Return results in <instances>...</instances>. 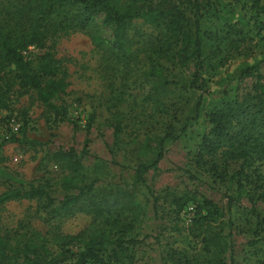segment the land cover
<instances>
[{
	"label": "rangeland",
	"instance_id": "374dc122",
	"mask_svg": "<svg viewBox=\"0 0 264 264\" xmlns=\"http://www.w3.org/2000/svg\"><path fill=\"white\" fill-rule=\"evenodd\" d=\"M199 3L203 14L204 69L200 77L203 88L195 91L177 83L169 85L166 93L157 94L154 81L138 70L147 67L146 55L140 49L148 43L151 34L157 33L141 19L132 21L129 29L138 61L135 69L125 75L128 80L119 78L110 68L114 62L111 55L93 42V31L107 41L113 39L114 27L104 23L103 14L97 15L87 30H72L49 41L48 47L62 60L70 83L67 91L54 99L59 106L67 105L68 117L57 122L48 120L44 115L45 106L34 90L14 92L10 110L0 111V141H5L0 151V194L11 188L28 187L30 183L50 182L53 197L62 198L64 191L55 184L62 176V167L52 155L59 149L71 148L80 153L87 137L90 141L82 162L85 173L98 182L95 193L82 200L72 214L51 222L46 220V212L37 208L36 200H13L0 205L2 233L12 234L24 225L42 232L58 226L60 231L77 233L108 224L114 233L140 240L122 264H164L173 249L185 250L189 256L199 259L200 264H205L208 250L202 236L196 234L207 225L193 227L191 231V215L178 216L174 212V195L187 192L194 196V203L209 199L224 211L218 222L223 234L231 231L232 241L231 248L220 253L226 264L230 261L264 264V200L243 196L230 205L229 195H236L235 184L218 177L208 165L197 163L202 135L208 126L206 114L222 99L241 98L251 91L255 79L244 76L242 70L255 66L264 75V0H199ZM44 51L30 46L25 53L34 57ZM165 66V73L175 81L188 78L194 70L192 62L179 66L165 60ZM124 81L130 95L117 108L124 114V120L123 130L116 139L106 105L111 85L121 87ZM223 89L227 95L220 100L210 94ZM200 98L201 117L192 120L194 103ZM94 112L92 127L87 132ZM13 120L19 126L17 132L10 125ZM167 129L178 136L166 139L164 157L158 168L146 174V183L133 191V197L127 195L132 198L120 195L115 204L113 194L117 189L132 186L136 166L150 155L142 149L146 137L163 134ZM105 201L107 206L103 204ZM95 202L107 220L98 217ZM133 208L139 212L138 220ZM119 220L127 225L121 226ZM229 220L232 228L228 226ZM212 225L214 230L219 229L217 222ZM255 239L262 242L251 244ZM211 247L214 249L213 243ZM104 258L108 259V255Z\"/></svg>",
	"mask_w": 264,
	"mask_h": 264
},
{
	"label": "trees",
	"instance_id": "16d2710c",
	"mask_svg": "<svg viewBox=\"0 0 264 264\" xmlns=\"http://www.w3.org/2000/svg\"><path fill=\"white\" fill-rule=\"evenodd\" d=\"M100 14H103L105 24L114 27L113 39L107 41L96 31L91 32V36L97 48L111 55L114 62L110 68L120 75L117 77L121 80H128L127 74L135 69L138 61L137 53L132 49L129 29L132 21L141 19L157 32H153L155 34H151L148 43L140 49L146 55L147 67L138 69L144 77L154 81V91L157 94L166 93L169 85L177 83L193 91L203 88L200 85L204 69L203 14L200 13L199 0H0V111L10 110L14 92L34 90L37 99L45 106L44 115L48 120L57 122L67 119V105L59 106L54 99L65 93L70 83L62 60L49 49L48 43L72 30H87ZM30 46L46 51L32 57L25 53ZM165 60L179 66L192 62L194 70L188 78L171 80L165 73ZM242 71L244 76L255 79L251 91L241 98L236 96L230 99H222L227 95L226 89L211 91L213 98L222 100L205 116L208 126L197 152L198 164L208 165L209 170H213L218 177L227 179L231 185L235 184L236 195H229L230 205L243 196L264 200V75L255 66ZM114 86L111 85L106 108L110 113L108 121L117 139L123 130L124 120V114L117 108L130 92L125 89L126 81L121 87ZM200 117L201 98L194 103L190 118L197 120ZM94 118L95 112L90 115L87 132ZM176 136L167 129L163 134L146 137L142 149L146 155H150L136 166L132 186L117 189L113 194L115 204L120 195L132 196L139 185L146 183V174L157 169L164 157L166 139ZM11 139L19 140L16 137ZM89 141L87 137L80 153L71 148L59 149L52 155L53 160L62 167V176L55 181L64 191L62 198L53 197L50 182L38 185L30 183L28 187H15L2 192L0 205L13 200H36L37 208L46 212L48 222L72 214L82 200L95 193L98 182L97 178H90L85 173L82 162ZM4 142L0 141V151ZM229 170L233 171L229 173ZM250 183L253 185L248 187ZM193 197L187 192L174 195V212L178 216L184 213L191 215V231L193 227L207 225L201 233L196 234L202 236L208 250L205 264H226L220 253L231 248V231L223 234L221 222H218L225 213L213 201L204 199L201 203H194ZM103 204L107 206L108 203L105 201ZM96 205L95 202V212L98 217H103L105 213L101 215V209ZM189 206H193V209L188 210ZM132 210L135 220H138L139 212L135 208ZM212 222H217L219 229L214 230ZM228 222L232 228V221ZM119 224L127 225L120 220ZM58 228L42 232L24 225L12 234H4L0 230V264H122L123 258L130 255L131 248L140 242L135 237L127 239L122 233H114L113 227L108 224L103 228L77 233L60 231ZM257 242L262 240L250 241L251 244ZM212 243L217 251L211 247ZM104 255H108V259ZM169 262L200 264L199 259L180 249L168 252L164 264ZM230 264L235 262L230 261Z\"/></svg>",
	"mask_w": 264,
	"mask_h": 264
},
{
	"label": "built area",
	"instance_id": "2783aa9c",
	"mask_svg": "<svg viewBox=\"0 0 264 264\" xmlns=\"http://www.w3.org/2000/svg\"><path fill=\"white\" fill-rule=\"evenodd\" d=\"M14 122H15V121L13 120V121L10 123V125H11L12 129L14 130V132H17V131H19V126L16 125ZM6 137H9V136H6ZM192 209H193V206H189V207H188V210H192ZM190 220H191V218H190ZM87 264H94V263L89 262V263H87ZM112 264H117V263H112Z\"/></svg>",
	"mask_w": 264,
	"mask_h": 264
}]
</instances>
